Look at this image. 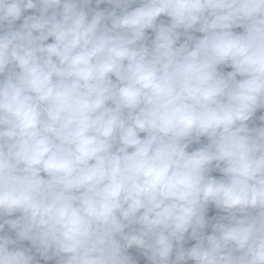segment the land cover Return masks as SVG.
<instances>
[{"label": "clouds", "instance_id": "1", "mask_svg": "<svg viewBox=\"0 0 264 264\" xmlns=\"http://www.w3.org/2000/svg\"><path fill=\"white\" fill-rule=\"evenodd\" d=\"M0 264H264V0H0Z\"/></svg>", "mask_w": 264, "mask_h": 264}]
</instances>
